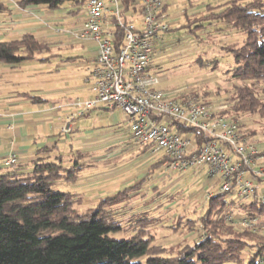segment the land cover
I'll return each mask as SVG.
<instances>
[{"label":"trees","instance_id":"trees-1","mask_svg":"<svg viewBox=\"0 0 264 264\" xmlns=\"http://www.w3.org/2000/svg\"><path fill=\"white\" fill-rule=\"evenodd\" d=\"M187 1L182 25L187 35L198 36L215 25L212 32L236 30L244 36L241 44L224 47L233 59L226 73L238 84L233 88L229 109L227 106L220 114L237 122L243 115L264 120V0L206 1L200 3L202 12L190 11L196 4ZM84 2L20 0L17 6L63 9L75 15ZM139 4L140 0H119L124 21L130 14L139 13ZM7 12L0 3V15ZM115 35L117 47L122 43V33L115 30ZM50 51L51 43L24 32L13 40H0V64L19 68ZM18 96L34 103L44 101L29 93ZM140 149L142 153L151 150L149 146ZM82 156L38 159L0 170V264H264V237L225 222L226 215L235 213L237 202L238 207L246 209L245 214L264 216V205L259 201L215 193L199 211L195 208L171 218V233L180 230L185 236L195 229L196 238L160 244L155 231L170 219L162 217L157 208L121 217L132 208L128 209L129 202L140 199L147 178L82 210V196L60 190L63 184L75 183L88 166ZM164 160L165 156L156 166ZM117 206L123 209L118 211Z\"/></svg>","mask_w":264,"mask_h":264},{"label":"built area","instance_id":"built-area-1","mask_svg":"<svg viewBox=\"0 0 264 264\" xmlns=\"http://www.w3.org/2000/svg\"><path fill=\"white\" fill-rule=\"evenodd\" d=\"M140 20H123L119 0H85L77 24L65 30L74 40H89L96 53L86 62V81L93 99L73 103L60 132L91 111L120 109L129 123L133 142L163 151L167 168L186 172L206 169L216 191L235 199L257 200L264 205V149L245 139L237 121L221 115L223 107L193 99L179 101L157 89V78L147 74L155 47L170 30L165 0H140ZM115 30L122 43L115 47ZM17 163L11 155L4 162ZM225 222L264 237V217L229 214Z\"/></svg>","mask_w":264,"mask_h":264},{"label":"rangeland","instance_id":"rangeland-1","mask_svg":"<svg viewBox=\"0 0 264 264\" xmlns=\"http://www.w3.org/2000/svg\"><path fill=\"white\" fill-rule=\"evenodd\" d=\"M206 1L214 0H201L203 3ZM216 1L219 3L223 0ZM193 2H196V0ZM201 2H196L195 10L197 12H202L204 9L203 4H200ZM168 11L174 17H181L173 23L170 31L162 35L163 46L155 47L152 65L147 72L149 76L158 79L155 87L165 92L173 93L172 96L180 102L185 99H193L213 106L223 107V109H227L228 106L229 109L230 97L238 81L234 80L229 73H226L233 66V59L224 47L241 44L244 36L236 30L212 32L213 28H217L215 25H213L214 27L209 26L203 34L190 36L182 28L184 23L182 17L183 6L180 2L171 5ZM129 16L135 22L140 20L139 14H130ZM52 52H56L65 60L68 57L76 58L81 56L83 48L79 44L72 46L63 45L60 48H54ZM52 52L43 53L37 56L36 60L21 64L20 67H24V71L21 75L18 74L19 76L17 77H25L26 81H23V83L19 81V90L63 88L68 90L65 94L66 97L77 102L76 95H72L73 93L70 90L79 86V83H81L80 77L77 75L66 77L65 72L56 73L54 71V63L58 62L59 58L51 57L52 63L44 60V58L52 56ZM75 73H79V71H75ZM36 74L41 76L39 82L35 81L36 78L34 79ZM180 93H186L185 97L180 99ZM91 99H93V96H91ZM123 117L124 114L120 109L104 110V108H98L87 116L77 117L73 121V125L76 128L73 133L84 134L88 130L89 133L98 134L101 138L108 139L111 133L116 131L117 127L125 128ZM238 124L245 139L256 145L257 148L264 149L263 119L257 116L243 115L240 117ZM117 149L120 152L109 159L107 163L112 165L114 169L127 168V170H122V172H116L119 175L118 179H124L126 176H135L139 172H143L147 181L144 183L145 188L140 193L141 197L149 196L153 200L152 207L157 208V212L162 217L170 219L164 221L162 226L156 229L157 242L168 245L176 244L183 239L196 238L197 232H195V229L183 236L179 233L180 230L176 234L171 233L172 230L168 226L171 218L176 217L179 213L190 212L195 208L199 211L200 205L205 202L203 193L208 190L209 178L205 173L206 169L188 170L186 172L173 171L166 167V159L161 166H156L157 161L164 156L163 151L152 153L149 150L142 153L140 147L135 144H131L127 149L117 147L113 151L116 152ZM64 150L66 151V148ZM73 154L76 156V151ZM102 154L104 153L102 152ZM96 166L103 167L100 164H96ZM59 188L60 190L64 189L60 186ZM238 205V202L234 205L237 207L235 213L245 214L246 209L238 207ZM130 207H132L130 210L122 213V219H126L133 211L147 210L149 205H144L139 199L129 202L128 209ZM82 209L84 207L80 208V210ZM116 209L120 211L123 208L122 206H117Z\"/></svg>","mask_w":264,"mask_h":264},{"label":"crops","instance_id":"crops-1","mask_svg":"<svg viewBox=\"0 0 264 264\" xmlns=\"http://www.w3.org/2000/svg\"><path fill=\"white\" fill-rule=\"evenodd\" d=\"M19 1L0 0V3L5 5L8 11L0 15V40H13L24 32H30L34 37L51 43L50 52L54 48H60L63 45H81L83 48L81 56L68 57L64 60L59 54L52 52L51 57L59 58V61L54 63L56 73L65 72L66 77L71 75L80 77L81 83H79V86L70 90L73 93L72 95H76V100L86 101L90 99L93 95L90 84L86 81V62L95 55L96 45L89 40H74L65 33V30L77 24L78 14L70 15L67 10H49L40 6H29L21 9L17 6ZM177 2H180L183 6V13L184 9L188 7L187 0H166L170 29L173 23L181 17H174L168 11L169 7ZM196 2L199 3L201 0H196ZM196 2H193V4H196ZM195 9L196 7L190 11L195 12ZM163 44L164 40H161L158 46H163ZM51 57L46 62L52 63ZM74 70L79 71V73H75ZM23 71L24 67L13 68L0 64V170L6 169L4 162L11 155L17 158V164H30L38 159L54 160L58 156L65 160L71 159L72 153L76 151L77 156L83 155L81 159L88 166L82 170L75 183L63 184L62 187L82 196V208L91 207L99 199L133 186L144 178V173L139 172L135 176L118 179L119 175L116 172H122L127 168L114 169L112 165L107 163L109 159L120 152L119 149L114 152V148L127 149L131 144H135L130 135L129 123L125 120V117H123L125 128L117 127L108 139L101 138L98 134L89 133L88 130L84 134L73 133L76 129L73 121L76 118L69 123L70 132L63 134L60 132V128L67 123L66 119L73 109V103H75L72 99L66 97L65 94L68 90L63 88L19 90V81L20 83L26 81L25 77H17ZM35 78L36 82L41 80L40 75L36 74ZM19 93L39 96L44 101L34 103L29 98L18 96ZM91 113L92 111L89 114ZM64 148H66V151ZM96 164L103 165V167H97ZM207 186L208 190L216 191L217 187L213 184V181L209 180ZM144 188L145 185L142 190ZM144 197L146 198L143 199ZM144 197L140 196V201L146 205L145 203L151 199L149 196ZM152 204L149 205V208L153 206Z\"/></svg>","mask_w":264,"mask_h":264}]
</instances>
